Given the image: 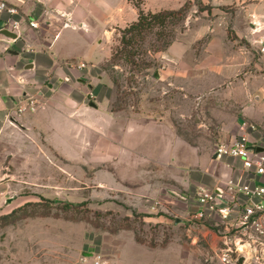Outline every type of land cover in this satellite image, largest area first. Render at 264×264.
<instances>
[{"label": "rangeland", "instance_id": "1", "mask_svg": "<svg viewBox=\"0 0 264 264\" xmlns=\"http://www.w3.org/2000/svg\"><path fill=\"white\" fill-rule=\"evenodd\" d=\"M105 2L92 22L101 46L89 48L108 57L75 76L86 105L101 107L66 114L64 133L27 135L0 154V264H91L95 254L110 264H222L215 221L190 220L200 185L192 155L212 151L238 122L264 134V1ZM184 4L183 21L138 36L135 61L127 58L122 28L140 8ZM162 28L175 39L158 50L170 38ZM256 99L258 118L245 112Z\"/></svg>", "mask_w": 264, "mask_h": 264}, {"label": "crops", "instance_id": "2", "mask_svg": "<svg viewBox=\"0 0 264 264\" xmlns=\"http://www.w3.org/2000/svg\"><path fill=\"white\" fill-rule=\"evenodd\" d=\"M7 1L18 7L19 12L13 17L20 19V26L16 31L13 30L17 36L6 35L2 30L10 14L0 10V154L4 153L3 148L10 150L12 145L18 143L19 138L26 139L27 135L34 137L39 134L45 139V131L57 130L64 133L66 114L73 118L82 109L87 112L97 111L101 105L93 101L86 105L87 92L82 93V89L75 85V76L81 69L78 63L94 65L95 61L108 57V53L104 57H94L89 48L96 43L101 46L98 44L97 26L92 23L97 18L98 0ZM106 2L105 10L108 7ZM252 15V21L263 23L257 13ZM32 18L39 21L38 27L30 24ZM70 60L77 62L70 64ZM91 71L92 68L89 67L87 72ZM78 79L81 80V77ZM26 93L37 95L42 102L36 110L19 114L14 108ZM259 100L256 99L245 112L258 118L261 114L258 109ZM238 125L240 128L235 129L233 135L226 138L223 135L221 141L239 136L237 130L247 137L252 136L255 141L250 139L251 143L264 145V134L256 130L247 131L246 123L238 122ZM46 138L55 146L61 144L62 137L54 141L49 135ZM175 147V152H171L170 157L177 155L178 146ZM214 150L215 147L212 151L192 155V159L199 165L194 168L196 172L193 174L198 184L215 185L219 178L238 175L244 171L240 158L217 156ZM174 161L177 162L175 159Z\"/></svg>", "mask_w": 264, "mask_h": 264}, {"label": "built area", "instance_id": "3", "mask_svg": "<svg viewBox=\"0 0 264 264\" xmlns=\"http://www.w3.org/2000/svg\"><path fill=\"white\" fill-rule=\"evenodd\" d=\"M0 10L10 14L3 27L16 31L20 19L13 15L19 12L18 7L7 0H0ZM29 22L32 26H39L37 19L32 18ZM260 41L264 43L263 39ZM70 64H75V61L70 60ZM84 65L85 62L78 63V66ZM41 102L37 95L26 93L14 109L22 114L36 110ZM214 152L217 156L240 158L244 171L219 178L215 185L197 186L198 207L190 220L215 221L216 255L222 264H264V145L251 143L247 135L241 134L220 141ZM91 264H110V261L102 254H95Z\"/></svg>", "mask_w": 264, "mask_h": 264}, {"label": "trees", "instance_id": "4", "mask_svg": "<svg viewBox=\"0 0 264 264\" xmlns=\"http://www.w3.org/2000/svg\"><path fill=\"white\" fill-rule=\"evenodd\" d=\"M187 15V6L186 4L182 5L179 8L173 9H161L158 11H145L142 8L139 10L138 18L133 21L131 24L122 28L121 34V44L122 50L126 52L127 58L135 61L133 50L129 49L130 45L137 39L141 38V40L145 39L146 32H151L157 24L167 25V22L171 21L172 23H178L183 21ZM160 37L163 38L167 34L170 35V38L164 39L161 47H157L156 49H166L169 45L172 44L175 39V35L171 32H165L162 28L159 32ZM30 203V202H28ZM67 203L78 206L80 203H73L71 201H67Z\"/></svg>", "mask_w": 264, "mask_h": 264}, {"label": "water", "instance_id": "5", "mask_svg": "<svg viewBox=\"0 0 264 264\" xmlns=\"http://www.w3.org/2000/svg\"><path fill=\"white\" fill-rule=\"evenodd\" d=\"M2 31L8 36H12V37L17 36V33L9 28H4Z\"/></svg>", "mask_w": 264, "mask_h": 264}]
</instances>
